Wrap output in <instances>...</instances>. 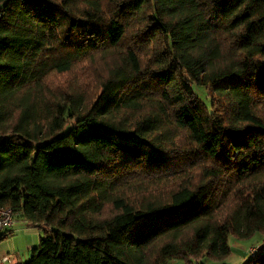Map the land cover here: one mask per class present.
<instances>
[{"label": "trees", "instance_id": "trees-1", "mask_svg": "<svg viewBox=\"0 0 264 264\" xmlns=\"http://www.w3.org/2000/svg\"><path fill=\"white\" fill-rule=\"evenodd\" d=\"M1 206L46 226L17 264L264 235V0H0Z\"/></svg>", "mask_w": 264, "mask_h": 264}, {"label": "rangeland", "instance_id": "rangeland-1", "mask_svg": "<svg viewBox=\"0 0 264 264\" xmlns=\"http://www.w3.org/2000/svg\"><path fill=\"white\" fill-rule=\"evenodd\" d=\"M195 90L207 102L210 101V88L203 84H195ZM46 226L31 225L23 217H15V222L10 228L11 231L7 235L0 238V258L6 253H16L23 261L30 257L32 247L37 246L41 237L46 235ZM264 235H255L251 238H236L230 239L231 253L226 258V264H242L250 257L248 248L261 240ZM218 261L208 258L207 264H218ZM168 264H186L181 258H174Z\"/></svg>", "mask_w": 264, "mask_h": 264}, {"label": "built area", "instance_id": "built-area-1", "mask_svg": "<svg viewBox=\"0 0 264 264\" xmlns=\"http://www.w3.org/2000/svg\"><path fill=\"white\" fill-rule=\"evenodd\" d=\"M15 222V216L11 207L1 206L0 207V233L10 229ZM264 248V238L260 242L250 246L248 252L255 254ZM17 260L16 253H6L0 258V264H15Z\"/></svg>", "mask_w": 264, "mask_h": 264}, {"label": "crops", "instance_id": "crops-1", "mask_svg": "<svg viewBox=\"0 0 264 264\" xmlns=\"http://www.w3.org/2000/svg\"><path fill=\"white\" fill-rule=\"evenodd\" d=\"M17 255V260L15 261V264H17L21 259L19 258V255L18 254H16ZM6 264H8V263H6Z\"/></svg>", "mask_w": 264, "mask_h": 264}]
</instances>
